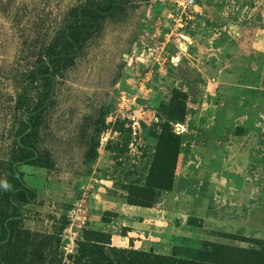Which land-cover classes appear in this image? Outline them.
<instances>
[{"label":"rangeland","instance_id":"rangeland-1","mask_svg":"<svg viewBox=\"0 0 264 264\" xmlns=\"http://www.w3.org/2000/svg\"><path fill=\"white\" fill-rule=\"evenodd\" d=\"M92 1L0 0V213L16 166L32 195L19 227L55 238L46 264L112 248L131 264H240L234 248L264 263V0H117L50 65L29 139L41 161L20 162L44 93L33 71L52 46L76 52L61 37Z\"/></svg>","mask_w":264,"mask_h":264},{"label":"trees","instance_id":"trees-1","mask_svg":"<svg viewBox=\"0 0 264 264\" xmlns=\"http://www.w3.org/2000/svg\"><path fill=\"white\" fill-rule=\"evenodd\" d=\"M107 8H102L98 6L97 2L93 0L89 5L81 7L77 11V16L80 20L83 21V25H76L71 27L69 35L67 31L61 37V46L63 49L75 48L76 45L80 46L85 42L91 35L90 27L87 24H91V21H97L98 17L101 16V12L105 11L114 14L117 9L116 0H106L105 1ZM71 54L69 51H59L55 46H52L50 51L47 54L46 59L40 60L38 66L33 71L32 80H40L44 93L38 99L39 101L36 104V108L30 112V117L28 123L22 118L23 125L26 128L23 130L22 138L17 142L18 147L21 152L24 154V157L19 158L22 164L35 166L40 163L41 159L37 156L35 152V147L29 142V139L35 131H28L30 126L33 128L36 127L35 120L37 115L45 109L47 100L52 94L54 87L55 76L57 75L56 70L50 69L51 64H60L65 66L72 62L73 58H70L68 55ZM48 60V61H46ZM23 99L20 97V102ZM13 174L15 175V183L17 188L15 192L6 193L4 196L7 209L0 213V264H46V250L52 248L55 238L53 236L48 239L36 240L33 237V234L19 227V205L16 203L28 202L31 195V190L24 187L22 180L19 178L22 177V174L19 175L16 173L13 168ZM153 204L147 205L151 206ZM10 212L12 214H10ZM6 241V242H5ZM240 254H244V259L240 264H264L261 259H255L253 257H259L258 254H252L248 252L247 249H237L234 248V258H238ZM208 256L214 255L219 256V252H210L207 253ZM261 257V256H260ZM132 258V259H131ZM132 253H129L126 250H117V249H108L106 253H103L102 260L104 264H115V263H124L131 264L133 261ZM146 259V258H144ZM200 259V260H199ZM199 259L192 262H179L172 260L170 258H162L156 256L153 260L154 264H215L211 260H208L206 257L204 260L199 255ZM216 264H220L217 262Z\"/></svg>","mask_w":264,"mask_h":264},{"label":"flooded vegetation","instance_id":"flooded-vegetation-1","mask_svg":"<svg viewBox=\"0 0 264 264\" xmlns=\"http://www.w3.org/2000/svg\"><path fill=\"white\" fill-rule=\"evenodd\" d=\"M118 4H119V3H118V1L116 0V5L118 6ZM101 14H106V13L103 11V12H101ZM95 22H96V21H93V20L91 21V23H93V24H95ZM90 30H91V29H90ZM91 31H92V30H91ZM68 33L70 34L69 31H67V34H68ZM77 48L79 49V46H78V45L75 46V49H76V52H75V53H77V51H78ZM75 53H71V54H69L68 56H69L70 58H74L75 56L72 57L71 55H73V54H75ZM76 55H77V54H76ZM47 61H48V60H47ZM53 88H54V87H53Z\"/></svg>","mask_w":264,"mask_h":264},{"label":"water","instance_id":"water-1","mask_svg":"<svg viewBox=\"0 0 264 264\" xmlns=\"http://www.w3.org/2000/svg\"><path fill=\"white\" fill-rule=\"evenodd\" d=\"M67 35H69V33L67 34ZM77 50H78V48H77ZM76 54L77 53H75V54H73V55H71L72 57H74V56H76ZM23 119H24V121L25 122H27L28 123V120H27V116L26 115H24V117H23ZM31 129H32V127L30 126V128H29V132L31 131ZM14 169H15V171H16V173L18 174V171H17V169H16V166H14ZM19 175V174H18ZM19 178L21 179V177L19 176ZM6 242V241H5Z\"/></svg>","mask_w":264,"mask_h":264},{"label":"built area","instance_id":"built-area-1","mask_svg":"<svg viewBox=\"0 0 264 264\" xmlns=\"http://www.w3.org/2000/svg\"><path fill=\"white\" fill-rule=\"evenodd\" d=\"M188 4H190V5H191V4H192V0H190V1L188 2Z\"/></svg>","mask_w":264,"mask_h":264}]
</instances>
